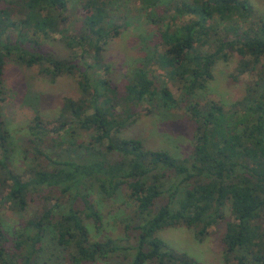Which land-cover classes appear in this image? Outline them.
Instances as JSON below:
<instances>
[{"label":"trees","instance_id":"trees-1","mask_svg":"<svg viewBox=\"0 0 264 264\" xmlns=\"http://www.w3.org/2000/svg\"><path fill=\"white\" fill-rule=\"evenodd\" d=\"M68 1L0 0V205L24 211L34 195L40 199L47 190L42 210L13 231L0 216V264H84L126 251L118 242L122 239L91 240L85 223L101 217L94 188L113 197L123 187L134 215L143 219L133 226L136 242L130 250L135 253L132 258L124 253L126 264H199L156 232L184 225L201 240L226 208L232 218L221 238L225 260L264 264V17L252 18L250 0H182L173 14L161 8L163 0H140L144 9H158L147 15L160 39L154 61L181 82L182 92L174 96L142 67L134 68L123 86L112 82L103 51L123 26L111 14L116 0H81L85 13L75 32L66 15ZM53 35L71 50L70 57L43 50L38 38ZM227 51L239 56L232 78L249 76L243 96L227 108L213 100L199 102L196 93L213 79V68ZM9 57L27 67L40 66L51 80L77 74L80 96L63 100L60 125L48 129L35 115L28 127L36 144L33 154L45 157L49 168L35 165L25 173L13 168L1 114ZM142 101L166 110L184 108L194 124L186 157L148 149L142 139L119 134L136 121ZM76 129L89 131L92 142L71 141L55 157L39 146L52 132L74 137ZM163 195L166 202L155 211ZM47 237L50 243L44 245Z\"/></svg>","mask_w":264,"mask_h":264},{"label":"rangeland","instance_id":"rangeland-1","mask_svg":"<svg viewBox=\"0 0 264 264\" xmlns=\"http://www.w3.org/2000/svg\"><path fill=\"white\" fill-rule=\"evenodd\" d=\"M181 1L163 0L161 8L167 6L173 14ZM250 2L254 10L252 18L264 17V0H250ZM157 10L154 6L144 9L140 0H116L112 5L111 14L116 17V23L123 26L118 36L107 43L103 51V60L109 65V76L114 84L123 86L132 70L142 67L147 72L157 75L156 78L165 83L174 96H179L182 92L181 82L169 77L164 70L158 68V64L154 61L156 43L160 39L156 34V26L147 20V15L157 14ZM84 13L81 0L68 1L66 15L71 31L75 32L78 29ZM38 40L42 42L41 46L44 51L57 58L71 56V50L59 39L58 35L49 38L39 37ZM226 57L216 62L213 68V79L208 82L207 87L199 89L196 93L199 102L213 100L227 108L243 96L249 76L243 74L233 79L231 74L235 72L239 56L227 51ZM261 62L264 63V55L261 57ZM3 72L4 101L1 103V114L10 134L9 146L12 150L13 168L21 173H25L28 168L35 165L49 168V162L45 157L38 156L37 158L33 154L36 144L30 141L32 136L28 127L34 124L35 115L40 116L48 129L60 125L63 100L67 97L76 99L80 96L77 74H63L51 80L40 72V66L27 67L12 57L7 59ZM121 95L122 93L119 97ZM136 111L139 113L138 118L120 131L121 136L138 137L142 139L146 148L165 149L177 158L186 157L191 152L194 124L184 108L166 110L154 107L149 101H142ZM43 138V144L40 145L39 142L40 148L45 149L49 155L54 157L61 153L71 141L84 144L92 142L91 133L82 129H76L74 137L69 133H64L58 138L52 132ZM60 140L64 142L60 144ZM125 192L127 189L123 187L113 197H104L94 188L92 198L101 217L98 221L85 219V223L91 240L107 237L122 239L118 242L128 249L107 260L84 264H126L124 253H131V258L133 257L135 251L130 250L136 242V231L133 226L143 219L140 220L134 215L132 202L125 198ZM46 193L47 190H42L40 199L34 195L24 211L19 212L10 209L8 205H0V216L8 228H12L13 231V228L22 224L39 207L41 211L44 202L43 195ZM2 195L3 190L0 188V197ZM165 202L166 196L163 195L156 201L154 210L156 211ZM231 218L226 208L224 216L208 228L201 240L196 239L193 231L184 225L168 226L159 229L156 234L171 248L185 252L199 264H231V261L224 258L221 243L226 222ZM126 226L130 228L127 230ZM126 232L129 233V237L126 236ZM49 243L50 240L47 237L44 245ZM47 254L49 251L46 252ZM65 254L63 252L62 259ZM49 262L52 263L51 260ZM144 264L155 263L145 262Z\"/></svg>","mask_w":264,"mask_h":264}]
</instances>
